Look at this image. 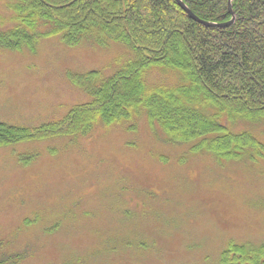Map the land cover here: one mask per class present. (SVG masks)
<instances>
[{"label": "rangeland", "instance_id": "1", "mask_svg": "<svg viewBox=\"0 0 264 264\" xmlns=\"http://www.w3.org/2000/svg\"><path fill=\"white\" fill-rule=\"evenodd\" d=\"M13 2L0 0V34L17 26ZM29 33V45L0 47V123L18 128L64 121L91 102L75 77L99 70L105 79L134 55L117 43L70 47L59 35ZM146 79L172 86L177 75L151 69ZM95 124L86 135L0 147V244L6 243L0 258L21 255V264H222L232 245H264V159L218 162L192 150L193 143L167 142L144 112ZM231 130L264 143V123L237 121Z\"/></svg>", "mask_w": 264, "mask_h": 264}, {"label": "trees", "instance_id": "2", "mask_svg": "<svg viewBox=\"0 0 264 264\" xmlns=\"http://www.w3.org/2000/svg\"><path fill=\"white\" fill-rule=\"evenodd\" d=\"M17 26L0 34V47L19 48L36 36L59 35L74 47L83 41L101 47L126 46L134 54L112 76L91 71L74 82L91 102L76 106L64 121L29 130L0 123V147L53 136L86 135L141 112L157 124L167 142L193 143L214 160L264 159V143L250 132L235 133L237 121L264 123V0H232L229 27L208 28L175 0H13ZM199 19L224 24L232 19L229 0H181ZM151 69L173 71L174 85H150ZM6 248V243L0 244ZM222 264L248 260L264 264V245L231 246ZM27 255V254H25ZM237 255H242L236 257ZM21 255L3 253L0 264H21Z\"/></svg>", "mask_w": 264, "mask_h": 264}, {"label": "water", "instance_id": "3", "mask_svg": "<svg viewBox=\"0 0 264 264\" xmlns=\"http://www.w3.org/2000/svg\"><path fill=\"white\" fill-rule=\"evenodd\" d=\"M176 3L178 4V6L188 15V17L192 20H194L195 22L205 26V27H208V28H225V27H229L233 21H234V13L232 11V8H231V1L232 0H229V3H228V7H229V13L230 15L232 16V19L227 22V23H224V24H215V23H210V22H206V21H203L199 18H197L190 10L189 8H187V6L185 4H183V2L181 0H175Z\"/></svg>", "mask_w": 264, "mask_h": 264}]
</instances>
